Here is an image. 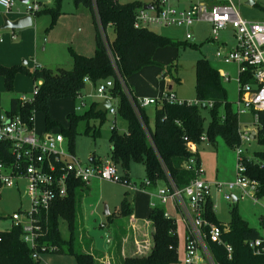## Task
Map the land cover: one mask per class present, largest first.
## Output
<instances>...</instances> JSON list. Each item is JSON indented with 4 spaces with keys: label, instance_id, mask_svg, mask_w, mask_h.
Segmentation results:
<instances>
[{
    "label": "trees",
    "instance_id": "16d2710c",
    "mask_svg": "<svg viewBox=\"0 0 264 264\" xmlns=\"http://www.w3.org/2000/svg\"><path fill=\"white\" fill-rule=\"evenodd\" d=\"M53 1V7L44 8L39 13L43 10L57 13L63 0ZM74 3L77 6H86L91 12L95 28V54L87 56L73 52L74 64L70 69L61 67L52 69L45 66L35 68L32 75L34 83L36 85L38 82L41 83L35 101L23 104L18 97H13L7 113L17 114L29 120L37 112L44 111L47 130L51 131L57 125L48 112L51 99L79 98L88 80L95 87L102 82L113 81L110 92L117 100L115 116L123 118L127 123V130L120 133L115 126L113 127L110 134L113 147L110 160L123 171L120 172L121 175L129 179L131 165L143 163L146 178L152 181V187H156L160 182L168 183L170 179L182 187L196 177L195 170H189L184 166L193 156L186 146L185 138L200 144L201 136L205 133L209 138L208 141L213 145H216L218 137H221L233 149L242 145L240 118L228 100L220 71L206 56L200 57L195 63V101L183 100L182 103H178L169 101L165 97L162 104L156 105L154 127H151L146 108L139 104L137 108L132 105L123 89L121 79L133 93L132 86L127 82L128 77L146 66L155 64L154 53L158 48L167 45L178 46L182 42L157 33L149 27L137 28L135 26L137 10L145 6L139 1L121 3L119 0H74ZM110 28L114 32L113 39L108 33ZM188 42L186 40L184 44ZM18 72H28L27 67H6L0 64V75L4 77L6 87L10 91L13 90ZM243 80L249 81L250 77L245 74ZM166 93L169 95L172 91L167 90ZM98 104V102H92L85 112L79 113L76 110L68 115L69 126L63 128L61 133L70 138L72 151H74L73 138L78 134L80 122H87L86 134L92 130L89 124L91 119H99L101 124L106 122L109 111L97 112ZM222 107L224 111L221 113ZM207 108H209L211 120L206 129V116L203 109ZM253 112L259 116L255 140L258 144L264 145V112ZM98 134V130H94L92 135L96 138ZM6 151L7 144L0 143V155L5 157ZM195 156L200 167L198 152ZM243 157L246 160V175L258 183V197L264 196V150H255L252 158L245 154ZM93 161L95 164L101 163L96 158ZM85 186L86 184L80 180L74 181L70 186L69 195L57 201L53 208L43 215L44 235L40 243L46 245L48 249L54 247L56 255L72 256L76 264H104L103 258L95 251L93 241L84 238L82 203L85 197L83 192ZM128 192L119 209L118 215L121 217L130 216L133 213ZM212 205L213 202L210 199L206 217L226 229L222 238L233 247V252L229 254L224 245L212 242L208 236L206 242L216 263L264 264V254L257 253L256 248L251 246V242L263 236L260 230L249 225L239 214L237 205L230 210L231 220L227 224L217 218ZM165 213L163 204L158 203L152 208L149 215L152 226L151 239L147 241L148 245H143L137 253H128L122 259L120 258L119 264H182L179 258L177 225ZM108 219L112 220V216ZM61 220L67 222L68 238L61 234ZM0 236V264H41L40 261L33 259L31 249L22 240L21 228L11 227L0 231ZM120 259L114 257V261ZM110 263L112 264L111 260Z\"/></svg>",
    "mask_w": 264,
    "mask_h": 264
},
{
    "label": "rangeland",
    "instance_id": "374dc122",
    "mask_svg": "<svg viewBox=\"0 0 264 264\" xmlns=\"http://www.w3.org/2000/svg\"><path fill=\"white\" fill-rule=\"evenodd\" d=\"M119 1L121 3L139 1L144 5L154 2V0ZM192 1L195 2L196 0ZM246 1L232 0L244 18L253 20L264 19V0H254L255 4L253 5L247 4ZM16 2L17 7L25 10V4L19 1ZM188 5V3L180 4V6ZM6 16L8 15L6 14ZM36 16L33 25L29 28H24L23 32L25 33H22L21 30L23 29H13L17 33V38L11 43H9V37L5 36V34L13 30L3 29L0 25V32L4 40L3 45L0 46V64L6 67L26 66L28 70V72L17 73L13 90L11 91L7 89L5 79L0 75V112L2 113L9 111L11 98L20 97L23 94L32 96L36 85L32 75L37 63L40 66L52 69H56L57 67L70 69L74 64L73 52L87 56L95 54V28L91 12L86 6H77L74 0H63L57 13L43 10ZM150 29L182 43L178 46L167 45L158 48L154 53L155 64L146 66L128 77V84L133 85L139 97L163 98L166 87L171 86L172 91L177 95L178 99L194 102L196 98L195 63L200 57L206 56L213 66L222 73V76L225 73L229 74L228 79L222 77V83L227 91L229 102L233 107L236 106L241 97L239 66L237 63H225L221 58L217 57V49L222 40L225 41V49L228 50L234 46L235 36L233 27L229 26L221 30L219 40H214L210 23L206 21L196 23L192 29L195 38L188 40L190 43L186 44L184 43L187 40V28L152 25ZM108 33L110 38L113 39L114 32L111 28L108 30ZM35 39H38V43L35 42ZM81 96L85 98L87 105L83 106L78 111L79 113L85 112L92 102L101 103L104 101L103 98L97 96L96 87L89 80L86 83V87L82 90ZM78 106H81L79 98L65 97L51 99L48 104V112L51 118L57 122V125L51 129V133H61L63 128H68V115L75 112ZM155 109L156 105L154 104L147 107L151 127H154ZM223 111L224 107L220 109L221 113ZM203 113L206 116L205 127L207 129L211 120L209 108L203 109ZM252 120L251 113L240 118L242 125L247 123L249 126H252ZM89 124L92 126L89 134L85 133L87 122L83 121L78 126V134L73 138L76 156L84 163H89L92 156H95L96 160H109L113 149L110 140L111 131L115 126L120 133H124L127 130V123L122 117L107 113L105 123L101 124L99 119L93 118L89 121ZM34 126L38 134L47 133L44 111H39L35 114ZM94 130H98L99 132L96 138L92 135ZM66 138L69 141L70 138ZM242 147L244 154L250 158L253 157L255 150H264V145L258 144L256 140L245 142ZM199 152L205 171L203 178L208 179L209 182L214 184L211 193L213 203L217 206V218L224 223L230 222V210L234 205H237L239 214L249 225L256 227L264 233V226L260 223V217L264 215V196L258 198L259 202H255L250 197L233 202L224 197V191L228 190L220 192L216 187V183L226 185L236 180L238 171L237 148H231L221 137H218L216 145H213L210 141L201 142ZM119 171L123 172L121 169ZM130 176L131 185H134L133 189L122 183L93 179L90 181L88 188L84 190L85 197L83 203L84 210L87 212L84 225V238L85 240L89 238L95 242L96 249L99 251L105 252L109 248L107 229L105 227L101 228L102 222L109 223L105 214V205L108 206L111 214H115L121 207L125 190L137 194L134 201L137 218H145L150 213V206L148 205L150 203V196L148 192L151 191L149 189V191L139 189L141 181L146 179L144 164L133 163L130 169ZM155 188L157 189V186ZM233 193L237 195L241 194V191L237 189ZM0 197V231H5L12 226L11 214L20 207L26 206L27 198L24 189H18L17 187H4L0 190ZM168 211L172 216L180 217L171 207L168 208ZM134 223L135 220L131 221L130 219L127 223L124 218L120 223L109 224L112 227H109L111 231L109 232L112 233L111 248L115 246V243L117 244L116 237L119 235V240L123 244L133 243L135 245V253H137V250L142 249L146 242L145 240H141L142 233H134V230H139L138 226L134 225ZM60 230L63 237H69V228L66 221L61 220ZM183 231V223L180 222V228L178 229L180 261H183L184 258L185 241ZM135 239H139V241L135 242ZM108 263H110V260L106 257L104 264ZM41 264L76 263L74 258L69 255L48 254L44 257Z\"/></svg>",
    "mask_w": 264,
    "mask_h": 264
},
{
    "label": "built area",
    "instance_id": "2783aa9c",
    "mask_svg": "<svg viewBox=\"0 0 264 264\" xmlns=\"http://www.w3.org/2000/svg\"><path fill=\"white\" fill-rule=\"evenodd\" d=\"M25 4V11L35 17L50 0H21ZM25 1H27L25 3ZM188 6H180L186 4ZM137 10L135 26L137 28L149 27L152 25L180 26L187 28L186 39H194L191 28L197 22L208 21L211 23V33L214 40H219L221 30L231 26L234 28L235 44L231 49H224L219 46L217 57L226 63H237L240 75L241 97L233 107L234 112L241 116L251 113L252 126L256 130L253 135L252 126L247 123L241 124L240 138L242 145L237 147L238 165L237 178L228 184L216 183L220 192L224 191V197L233 201V191L240 190V199L246 197L258 201V183L246 175V160L243 145L251 142L257 135L256 124L259 116L253 111L264 112V19L253 20L244 18L232 0H154ZM16 6L15 0H0V7L7 13ZM13 38L16 35L13 34ZM0 41L2 36L0 34ZM42 66L37 65L36 68ZM222 76V73H220ZM247 74L249 81L243 80ZM242 75V76H241ZM223 77H229L225 73ZM122 86L129 96L132 105L137 108L147 107L152 104L160 105L166 97L169 101L182 103L172 92L165 94L163 98L134 97L126 84ZM40 82L35 86L32 96L25 94L18 97L21 103H32L39 94ZM113 81L108 80L96 86L97 96L104 100L112 101L109 113H117L116 98L110 92ZM80 111L87 103L84 97L79 96ZM212 105V104H211ZM34 116L24 119L20 115L0 112V143L7 144L5 157L0 155V190L4 187L23 188L27 198V205L20 207L11 214L12 226L21 228V238L31 249L33 259L40 262L48 254H55V248L48 249L40 243L44 235V223L42 217L47 214L59 200L69 195L70 186L74 181L80 180L89 184L93 179L105 180L112 183H122L133 189L131 179L124 178L118 166L109 160L101 163H84L70 149V143L62 133L53 134L47 131L45 134H38L34 126ZM148 131V130H147ZM149 133V132H148ZM186 146L193 156L185 163V168L196 171V177L185 186H178L173 180H169L163 186H157L155 196L159 202H153L154 208L158 203L166 205L173 202L180 217L186 224L187 233L185 239V252L183 264H217L209 248L206 239L222 244L229 254L233 252L230 243L223 240V233L226 229L217 223L211 222L206 217L208 202L211 199L213 183L205 180V173L202 165L198 167L196 153L198 144L185 138ZM204 133L201 141H208ZM134 183H136L134 181ZM152 187V181L148 178L141 181L140 190ZM249 189V190H248ZM1 198V197H0ZM216 209V205H212ZM165 215L177 221L168 211ZM264 222V217H263ZM101 227H105L102 223ZM1 240V236H0ZM108 237V241H109ZM257 253L264 254V234L261 238L251 242Z\"/></svg>",
    "mask_w": 264,
    "mask_h": 264
},
{
    "label": "crops",
    "instance_id": "0c3cea01",
    "mask_svg": "<svg viewBox=\"0 0 264 264\" xmlns=\"http://www.w3.org/2000/svg\"><path fill=\"white\" fill-rule=\"evenodd\" d=\"M15 1H19V2H21V3H23L24 4V2H22L21 0H15ZM16 4H17V2H16ZM53 5H54V1L53 0H50L48 3H46L45 5H44V8H50V7H53ZM16 7V8H15ZM10 12H6L3 8H1L0 7V25H1V27L4 25V17L6 16V14L8 15V17H10V18H12V19H14V18H16V17H18V16H21L22 14H24V13H26V11L23 9V8H20V7H17V6H15ZM43 8V9H44ZM37 16H35V17H32L33 18V22H34V20H35V18H36ZM91 18H92V16H91ZM203 22V21H202ZM206 22H208V21H206ZM197 23H199V22H197ZM208 23H210V22H208ZM196 24V23H195ZM194 24V25H195ZM211 24V23H210ZM33 25V24H32ZM31 25V26H32ZM30 26V27H31ZM26 28H29V27H26ZM23 30H21L22 31V33H25V32H23L24 31V28H22ZM192 29H193V27L191 28V31H192ZM13 30V29H12ZM20 30V29H19ZM20 31V32H21ZM0 34H1V32H0ZM13 34H15L16 35V38H17V33L13 30V31H11L10 33H7V34H5V36H8L9 37V43H11V42H13V41H15V39L16 38H13ZM2 36V35H1ZM195 38V37H194ZM35 42L36 43H38V39L36 40L35 39ZM3 43H4V40H3V37H2V41H0V46L1 45H3ZM224 45H225V41H221L220 43H219V46H222L224 49H225V47H224ZM218 46V47H219ZM0 50H1V48H0ZM227 50V49H226ZM226 63V62H225ZM37 65H39L38 63L36 64V66ZM42 67H44V66H42ZM163 75V74H162ZM164 76V75H163ZM223 77V76H222ZM131 85V84H130ZM132 86V88H133V85H131ZM167 90H170V91H172V87L171 86H169V87H166V89H165V94H166V91ZM173 92V91H172ZM133 93L136 95V96H138L137 95V93H136V91H135V89L133 88ZM174 93V92H173ZM164 94V95H165ZM175 94V93H174ZM176 95V94H175ZM177 96V95H176ZM164 97V96H163ZM178 98V97H177ZM182 100V99H181ZM148 107V106H147ZM147 107H145L146 108V111H147ZM148 114V113H147ZM241 123V122H240ZM252 129H254V126H252ZM255 140V139H254ZM203 142V141H202ZM201 145V143L200 144H198V150H197V152H198V155H199V157H200V161H201V165H202V159H201V156H200V152H199V146ZM74 153H75V150H74ZM75 155H76V153H75ZM92 158V160H90V163H93L94 161V158H95V156H92V157H90V159ZM100 161H103V160H100ZM202 167H203V165H202ZM129 176H130V172H129ZM130 179H131V176H130ZM97 180H99V179H97ZM205 180H207V181H209L208 179H206L205 178ZM99 181H104V180H99ZM165 183L164 182H160L157 186H163ZM88 186H89V184H86V186L84 187V190H86L87 188H88ZM151 191V192H148V195L150 196V203L148 204L150 207V211L149 212H151V210H152V203L153 202H159V200H158V198L154 195L155 194V192L156 191H154L156 188L155 187H149V188H147V189H145L144 191H149V190ZM84 190H83V192H84ZM128 190H125V192H124V194H123V198H122V200L124 199V197H125V194H126V192H127ZM143 191V192H144ZM236 191V190H235ZM234 191V192H235ZM129 193V199H130V201H131V206H132V208H133V213L130 215V217L129 216H126V217H121V216H119L118 214H119V210L115 213V214H111L110 213V211H109V214L107 215L106 213V216H107V218H109V216H112V220H109L108 219V222L109 223H104V222H102V223H104L105 224V228L107 229V243L109 244V248H108V250L107 251H105V252H102V251H99V250H97L96 249V245H95V242H93V245H94V248H95V251H97V253H98V255L100 256V257H102L103 258V261H106V257H108L109 258V260H111V262H112V264H119L120 262H121V259L125 256V255H127L128 253H134L135 252V245L133 244V243H127V244H123V242L122 241H120L119 240V235L116 237L117 238V244L115 243V246L113 247V248H111L110 247V244H111V241H112V233H110L111 231L109 230V227L110 228H112L110 225H112L113 223H120V221L122 220V219H126V222L128 223V220L130 221V219H131V221L132 220H135V223H134V225H136V226H138V228H139V230H134V233H142V235L143 236H141V240L143 241V240H146L145 242H146V245L148 244V242H149V240L151 239V236H150V232H151V222H150V220H149V215H150V213H149V215L147 216V217H145V218H137L136 217V207H135V203H134V201L136 200V195L137 194H134V193H132V192H128ZM235 194V193H234ZM235 197L237 198V200L236 201H238L240 198V194H237V195H235ZM84 200V199H83ZM211 200H212V202H213V198H212V196H211ZM235 201V202H236ZM171 204V205H170ZM214 204V203H213ZM165 206V209H166V211H168V208L169 207H171L172 209H173V211L177 214V215H179V216H181L180 214H179V212L177 211V209L175 208V205H173V202H169V203H167L166 205H164ZM216 208H217V206H216ZM109 209V208H108ZM169 212V211H168ZM82 213H83V223H84V225H85V222H86V218H87V212L84 210V203L82 204ZM215 213H216V209H215ZM174 217V216H173ZM263 217H264V215H261V217H260V223H261V225H263L264 226V222H263ZM174 218H176L177 219V221H176V225H177V229H176V231H177V234H178V236H179V233H178V229L180 228V222H182L183 223V236H184V241H185V239H186V233H187V228H186V224L184 223V221L182 220V218L181 217H174ZM131 223V222H130ZM224 223V222H223ZM229 223V222H228ZM110 224V225H109ZM133 224V223H132ZM225 224H227V223H225ZM102 228V227H101ZM256 228V227H255ZM126 230V229H125ZM110 231V232H109ZM260 232L262 233V235L264 234L261 230H260ZM132 234H133V232H132ZM108 237H109V241H108ZM137 241H139V239H135V242H137ZM148 241V242H147ZM111 249V250H110ZM136 250H137V248H136ZM184 252H185V247H184ZM184 255V254H183ZM114 257L116 258H118V259H120L119 261H114ZM108 264H111V263H108ZM183 264V263H182Z\"/></svg>",
    "mask_w": 264,
    "mask_h": 264
},
{
    "label": "water",
    "instance_id": "95a60500",
    "mask_svg": "<svg viewBox=\"0 0 264 264\" xmlns=\"http://www.w3.org/2000/svg\"><path fill=\"white\" fill-rule=\"evenodd\" d=\"M27 1H25L26 3ZM247 4L253 5L255 4L254 0H247ZM146 8L150 7V5H145ZM33 24V18L32 15L29 13H24L21 16H18L14 19L5 16L4 17V25L2 26L3 29H22L26 27H30ZM112 106V101L109 99L104 100L103 102L99 103L96 111L97 112H103L107 113L108 109ZM256 133V130L254 129L252 131V134L254 135ZM92 160V158L90 159ZM237 200L236 197L233 198V202ZM105 213L108 215L109 214V209L108 206L105 205Z\"/></svg>",
    "mask_w": 264,
    "mask_h": 264
}]
</instances>
